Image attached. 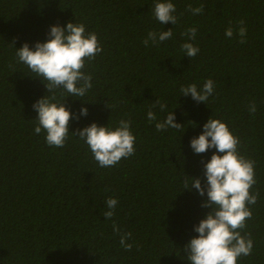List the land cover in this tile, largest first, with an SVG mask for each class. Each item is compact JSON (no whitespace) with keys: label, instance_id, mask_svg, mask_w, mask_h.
<instances>
[{"label":"trees","instance_id":"1","mask_svg":"<svg viewBox=\"0 0 264 264\" xmlns=\"http://www.w3.org/2000/svg\"><path fill=\"white\" fill-rule=\"evenodd\" d=\"M155 0H0V264H190L183 248L197 236L194 226L211 210L202 207L184 178L206 182L203 163L215 149L196 154L190 140L198 137L210 116L221 119L239 137L238 151L255 161L259 192L249 205L252 218L241 234H250L253 251L237 264H264V0H172L178 21L160 24L153 15ZM204 5L193 15L187 5ZM240 20L246 43L234 31ZM69 21L95 32L103 51L83 71L92 75L84 97L57 90L74 114V132L95 122L115 128L131 121L134 155L115 166L100 167L88 145L69 133L63 148L46 144L45 133H34L37 113L32 105L49 95L39 78L17 62L16 48L44 42L50 26ZM197 29L192 42L200 51L189 58L181 50L187 28ZM172 29L171 39L145 46L149 31ZM15 44V47L10 43ZM208 78L214 93L205 103L181 86L198 88ZM46 83V81H45ZM82 99L83 101H81ZM159 99L164 112L152 109ZM106 103L109 108L106 107ZM256 104V112L249 105ZM181 129L157 131L168 112ZM210 139V138H209ZM223 155V154H221ZM118 203L106 220L105 201ZM113 221L121 232L113 231ZM131 232L121 247L120 235Z\"/></svg>","mask_w":264,"mask_h":264},{"label":"clouds","instance_id":"2","mask_svg":"<svg viewBox=\"0 0 264 264\" xmlns=\"http://www.w3.org/2000/svg\"><path fill=\"white\" fill-rule=\"evenodd\" d=\"M187 11L193 15L203 14L204 5L193 7L187 5ZM154 18L160 24L171 22L177 24L178 16L176 5L172 0H155L152 7ZM234 30L231 24L225 29V36L233 37L234 31L239 36L240 43H246L247 28L245 21L240 20ZM197 29L187 28L181 33L187 37L181 44V50L189 58H194L200 49L192 42L196 39ZM172 29L160 32L149 31L142 43L147 47L149 42L158 45L171 39ZM15 47L14 42L10 43ZM17 62L26 65L35 78H39L46 88V93L33 105L37 116L34 133H45L47 145L63 148L69 137V133L79 137L89 147L94 159L99 166L111 167L118 164L121 159H126L135 153V136L131 131V121L121 119L115 128L107 125H98L93 122L83 129L72 132L69 130L71 119H79V116H87L88 109L81 107L79 114L74 115L65 105L64 100L68 96L84 97L92 88V75L83 71L86 61L95 60L103 48L100 45L95 32H88L83 23L69 21L65 26L59 24L50 26L47 39L44 42L37 41L33 46L25 42L16 48ZM46 81V83H45ZM57 90L68 95L62 100H57ZM214 81L208 78L203 86L198 88L195 83L181 86L182 96L191 95L197 103H205L214 93ZM83 101L82 99H80ZM159 107L164 112L167 105L159 99L152 103L147 112L148 121H157L156 113L152 110ZM106 107L109 106L106 103ZM110 109V108H109ZM249 112L255 114L256 104L249 105ZM184 125L175 122L174 112H168L162 122H156L157 131H165L168 128L181 129ZM210 138V139H209ZM239 137L235 136L221 119L209 117L203 125V131L198 137L190 140V147L196 154L205 153L215 149L210 160L203 163L206 182L202 184L198 177L184 178V190L193 188L201 197L207 195L202 207L211 209L194 231L198 233L184 245L186 260L190 264H237L241 256H249L253 251V240L250 234H241L246 228V221L252 218L249 205L257 203L259 192H250L257 183L255 179V161L246 158L238 151ZM223 154V155H221ZM107 211L103 212L106 220H111L117 206V199L108 197L105 201ZM113 231L120 234L119 226L113 221ZM131 232L120 235V245L125 251H131L133 245L127 243L131 239Z\"/></svg>","mask_w":264,"mask_h":264}]
</instances>
